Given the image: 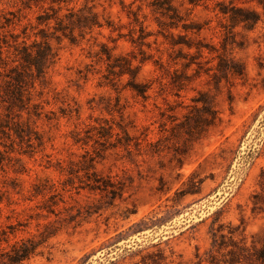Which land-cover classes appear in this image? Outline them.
Masks as SVG:
<instances>
[{"label": "rangeland", "instance_id": "rangeland-1", "mask_svg": "<svg viewBox=\"0 0 264 264\" xmlns=\"http://www.w3.org/2000/svg\"><path fill=\"white\" fill-rule=\"evenodd\" d=\"M0 264H264V0H0Z\"/></svg>", "mask_w": 264, "mask_h": 264}, {"label": "trees", "instance_id": "trees-1", "mask_svg": "<svg viewBox=\"0 0 264 264\" xmlns=\"http://www.w3.org/2000/svg\"><path fill=\"white\" fill-rule=\"evenodd\" d=\"M14 252L18 258L17 259L13 258L11 260L12 263H16V261L24 260L28 258L29 254L31 253V250H28L27 248H25L24 245H20V246L18 245L14 247Z\"/></svg>", "mask_w": 264, "mask_h": 264}]
</instances>
